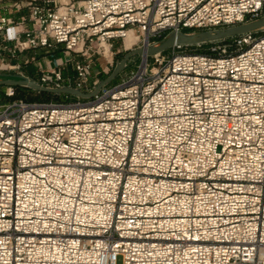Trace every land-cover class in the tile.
I'll use <instances>...</instances> for the list:
<instances>
[{
	"label": "built area",
	"instance_id": "obj_1",
	"mask_svg": "<svg viewBox=\"0 0 264 264\" xmlns=\"http://www.w3.org/2000/svg\"><path fill=\"white\" fill-rule=\"evenodd\" d=\"M10 8L0 50L69 52L75 89L130 32L148 47L264 17V0H29L19 20ZM232 43L144 55L74 101L0 102V264H264V27ZM40 67L46 87L72 78Z\"/></svg>",
	"mask_w": 264,
	"mask_h": 264
},
{
	"label": "rangeland",
	"instance_id": "obj_2",
	"mask_svg": "<svg viewBox=\"0 0 264 264\" xmlns=\"http://www.w3.org/2000/svg\"><path fill=\"white\" fill-rule=\"evenodd\" d=\"M28 1L29 0H0V3L7 4V5L19 4L21 8H27ZM67 1L69 0H37V2L40 4H49L54 7H58ZM214 29H219V28H213V29H208V30H214ZM198 31H202V30H193V31L189 30L186 32L192 33V32H198ZM171 33L172 32H166L163 37L156 38L154 40L151 39L150 45L159 44L160 41L167 38ZM222 39L223 38H218V39H214V40H210L206 42H201V43L210 42L209 44L203 45L202 47H199V44L201 43H196L195 47L194 46L188 47L187 45H183L184 47L181 50H183L184 52L209 51L211 46L221 43L220 41ZM131 45L130 47H127L125 45L124 40H116L114 41L113 46L109 50L108 49L104 50L103 47L98 48V50L95 51L93 56L91 57V62L93 65L88 75V80L85 84L82 85L80 89H77V90L83 93H87V91L97 86L98 82L101 83L112 73L117 63L122 60V58L124 57L126 53L132 50H135L137 48H146L141 40L136 42L134 45L132 46ZM192 48H197V49H192ZM201 48H206V49H201ZM171 50H172V47L166 50H163V51L168 53ZM144 55L145 54L132 53L127 58L124 67L105 85L111 86L113 84L118 83L123 78L127 77L131 72H133L137 68V66L141 62L142 57ZM31 56H33V58H31ZM70 56L71 54L69 52L67 51L63 52L62 50H59V49H53L47 53H40V52H37V50H29L25 52V54H21L20 57L11 56L7 50H0V80H8V79L19 80L21 78H27V79L33 80L41 84L40 65H44L45 67L50 68V67H54L55 63H57L65 77H68V76L72 77L70 81L65 82L66 84L65 87L68 86V87L73 88V85L75 84L77 79L75 78V71L73 69V63L70 60ZM19 58H21L20 66L14 67L13 65H15L18 62ZM19 86L21 87H19L18 89H15V88L10 87V85L0 84V102L5 103V102L12 100L11 98L5 97V96H9L8 93L10 92V89H13V91L15 92L21 93V96L17 98L32 99L31 101L52 100V101L69 102V101H74L78 98L76 95L68 93V92H60V93L51 92L55 94V96H51L50 98L41 97L44 95L39 93L38 90L32 89L24 85H19ZM26 87L30 88L31 90L26 89ZM80 99L84 100L86 98H80Z\"/></svg>",
	"mask_w": 264,
	"mask_h": 264
},
{
	"label": "water",
	"instance_id": "obj_3",
	"mask_svg": "<svg viewBox=\"0 0 264 264\" xmlns=\"http://www.w3.org/2000/svg\"><path fill=\"white\" fill-rule=\"evenodd\" d=\"M262 27H264V17H260V18L255 19V20L247 21V22L240 23V24L233 25V26H228L225 28L192 32V34L195 33L197 35H201V34H204V33L210 32V31L221 32V33L216 34L215 36H212V37H208V38H202V39H198V40H191V41H184V42H177L175 40L176 35L178 33H181V34H191V33L172 32L167 38L160 41L159 44L149 45L146 48H137L135 50H132V51L126 53L124 55V57L122 58V60L117 63V65L114 68V70L112 71V73L105 80H103L99 84V86H97V88L94 90V92L97 91L101 86L105 85L109 80H111L124 67L127 58L132 53L151 55L153 53H157V52L166 50V49L173 47L175 45H192V44L206 42V41H210V40H214V39H218V38H225V37H229V36H234L237 34L244 33L246 31L260 29ZM145 49H146V51H145ZM144 51H145V53H144ZM0 84L10 85V86L24 85V86H28V87L35 89V90H38V91H48V92H54V93L68 92V93L74 94L76 96H81V97H87V96H91L93 94V92L83 93L77 89H74V88H71L68 86L63 87V88H49V87L43 86V85L39 84L38 82H35V81L27 79V78H21L19 80H12V79L0 80ZM74 91H77L78 93H80V95L74 93Z\"/></svg>",
	"mask_w": 264,
	"mask_h": 264
},
{
	"label": "bare ground",
	"instance_id": "obj_4",
	"mask_svg": "<svg viewBox=\"0 0 264 264\" xmlns=\"http://www.w3.org/2000/svg\"><path fill=\"white\" fill-rule=\"evenodd\" d=\"M221 32H213V31H210V32H207V33H204V34H201V35H197L195 33H191V34H181V33H178L176 35V41L177 42H184V41H191V40H198V39H202V38H208V37H212V36H215L216 34H220ZM136 40V37L130 32L124 39L125 41V45L127 47H130L131 43L133 44ZM146 51V49H145ZM144 51V53H145ZM74 93L80 95V93H78L77 91H74Z\"/></svg>",
	"mask_w": 264,
	"mask_h": 264
},
{
	"label": "trees",
	"instance_id": "obj_5",
	"mask_svg": "<svg viewBox=\"0 0 264 264\" xmlns=\"http://www.w3.org/2000/svg\"><path fill=\"white\" fill-rule=\"evenodd\" d=\"M233 38H234V36H229V37H226V38H223L220 42H223V43H230L231 45H233ZM210 43V42H209ZM208 42L207 43H201V44H199V47H202L203 45H207V44H209ZM188 47L189 46H191V47H195V44H192V45H187ZM192 49H197V48H192ZM201 49H206V48H201ZM201 49H199V50H201ZM199 52H201V53H206V52H208V51H199ZM10 87H12V88H15V89H18L19 87H21V86H19V85H15V86H10ZM26 89H28V90H31L30 88H28V87H26ZM39 93H41V94H43L44 96H41V97H48V98H50L51 96H55V94H53V93H51V92H47V91H39ZM4 95H6V94H4ZM13 95H15V96H13ZM13 95L12 96H5L6 98L8 97V98H11V99H21V98H17V97H19V96H21V93H18V92H15L14 91V93H13ZM24 100H32V99H24ZM45 101V100H44Z\"/></svg>",
	"mask_w": 264,
	"mask_h": 264
},
{
	"label": "crops",
	"instance_id": "obj_6",
	"mask_svg": "<svg viewBox=\"0 0 264 264\" xmlns=\"http://www.w3.org/2000/svg\"><path fill=\"white\" fill-rule=\"evenodd\" d=\"M10 13L14 19L19 20L22 16H28V8H21L19 11L10 8Z\"/></svg>",
	"mask_w": 264,
	"mask_h": 264
}]
</instances>
